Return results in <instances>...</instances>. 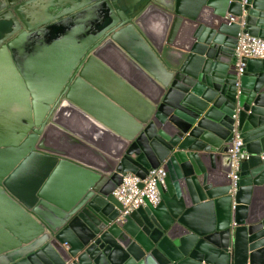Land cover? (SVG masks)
Instances as JSON below:
<instances>
[{"label": "water", "instance_id": "95a60500", "mask_svg": "<svg viewBox=\"0 0 264 264\" xmlns=\"http://www.w3.org/2000/svg\"><path fill=\"white\" fill-rule=\"evenodd\" d=\"M244 12L264 40V0H0V264H264ZM159 168L160 203L122 218L123 176Z\"/></svg>", "mask_w": 264, "mask_h": 264}, {"label": "built area", "instance_id": "2783aa9c", "mask_svg": "<svg viewBox=\"0 0 264 264\" xmlns=\"http://www.w3.org/2000/svg\"><path fill=\"white\" fill-rule=\"evenodd\" d=\"M245 12L240 17L231 16V22L238 23L241 26V32L235 55L238 58L237 71L239 77L243 74V58L263 59L264 60V40L245 34ZM242 139L236 133L233 143L229 149V155L232 157V171L229 175L232 181V193L237 190L241 160L244 155L241 154ZM166 172L163 168L151 170L144 180L134 174H125L121 186L114 192L115 197L123 206L122 218L131 214L148 200L153 205H158L161 201L158 185L164 183ZM143 184V188L140 185Z\"/></svg>", "mask_w": 264, "mask_h": 264}, {"label": "flooded vegetation", "instance_id": "af4514ba", "mask_svg": "<svg viewBox=\"0 0 264 264\" xmlns=\"http://www.w3.org/2000/svg\"><path fill=\"white\" fill-rule=\"evenodd\" d=\"M9 24L6 22L0 23V40L2 39L3 35L8 32Z\"/></svg>", "mask_w": 264, "mask_h": 264}]
</instances>
